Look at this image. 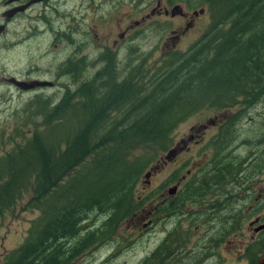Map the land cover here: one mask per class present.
I'll list each match as a JSON object with an SVG mask.
<instances>
[{"label":"trees","instance_id":"trees-1","mask_svg":"<svg viewBox=\"0 0 264 264\" xmlns=\"http://www.w3.org/2000/svg\"><path fill=\"white\" fill-rule=\"evenodd\" d=\"M212 18L214 24L185 53L165 63L166 73L136 82L141 75L134 67L120 72L109 66L72 92L65 88L56 102L36 97L24 106L23 145L0 158V216L27 192L24 211L35 216L22 242L0 264H74L108 243L124 222L147 214L176 223L139 264H189L182 250L191 235L186 229L177 232V212L187 202L204 204L212 196L224 204L223 222L230 227L219 230L216 239L238 230V197L232 199L230 190L250 185L264 172V139L250 153L251 166L230 154L241 111L209 138L210 157L178 189L184 193L180 204L175 192L164 201L159 193H136L156 158L151 151L167 149L183 120L202 109L219 112L264 101V0H219ZM251 202L256 205L251 214L264 209V198ZM210 215L211 222L218 219ZM204 242L208 248L212 244ZM247 253L248 264H255L252 251Z\"/></svg>","mask_w":264,"mask_h":264},{"label":"rangeland","instance_id":"rangeland-1","mask_svg":"<svg viewBox=\"0 0 264 264\" xmlns=\"http://www.w3.org/2000/svg\"><path fill=\"white\" fill-rule=\"evenodd\" d=\"M38 14L39 10L37 9L31 12L32 18ZM41 14L38 15V20L33 19L38 22L34 25L35 29L31 30L30 37L22 46L15 48L14 54L13 51L11 52L10 46L6 45L9 38L0 40V158L10 152L12 147L23 145L24 136L21 133V122L26 118L24 116L26 113L22 114V109L29 101L36 97L43 99L51 97L53 102H56L65 88L72 92L81 81H90L93 75L92 71H83L77 76L60 75V63L65 56L61 54L60 47H54L51 44L59 26V19L54 14L48 13L47 16L52 18H48L47 32L45 33L42 21L39 19ZM204 29L202 27L199 30H193L191 37L188 38L191 40L181 46V49L184 50L193 44ZM148 30L147 39L138 40L135 43V45L139 43L141 47L139 53L144 52L146 48L155 47L156 39L160 33L155 28H148ZM134 32L135 36L141 33L137 30ZM2 41L5 43L2 44ZM130 46L133 48L134 45L129 43V52H131ZM132 57L135 58V55L130 56L129 61H134ZM148 57L151 61L158 59L157 53ZM86 63L83 61L80 66L86 67ZM94 65L95 71L101 68L98 61H95ZM138 68L142 75L136 79V82H142L144 77L148 78L150 75L156 74V72L148 74L143 66H138ZM10 77L20 81H50L54 85L51 88L20 91L1 81L2 78ZM237 111L242 113L240 120L234 126L238 135L231 145L230 154L234 157L233 161L243 160L248 166H251L252 162L249 163V159H251L249 156L257 151L258 140L264 139V101L254 106L237 105L219 112L202 109L177 126L173 132L171 145L167 149L163 152L151 151L150 156H156V158L149 166L150 169L145 173L144 178L142 177L143 179L138 182L136 193L141 195H151L152 193L158 195L159 193L168 198L167 191L174 187V192L177 193L175 197L178 198L175 203L180 204L179 196L181 195L182 198L184 193L179 194L181 190L178 192V189L183 190L182 186L190 182L200 172L199 170L203 169L205 162L210 157L211 151L206 145V140L216 132L217 127L227 117ZM174 148H177L175 152ZM199 166L202 167L198 169ZM261 193H264V172L258 177H253L250 185L246 184L241 189L232 188L230 190L232 199L238 197L234 203V210L239 211L237 218L239 217L241 224L238 230L225 236L220 245L217 243L219 245L217 250L213 249L214 254L208 260L204 262L208 258L207 256L198 264H246V262L248 264L249 237L252 235L249 223L255 216L264 218V209L259 210L260 212L256 214H251L252 208L256 206L251 200L256 199ZM29 196L30 192H27L9 212L0 216V259L22 242L30 220L35 216V212L24 211V204ZM212 198L214 197H206L204 204L187 202L177 212L176 217L180 220V226L176 228L177 232L180 233L181 230L186 229L193 241L182 250L186 253L184 260L189 264L197 263L196 259L192 260L197 258L195 245L206 246L203 240L212 236L217 237L219 230L223 232V228H228V230L230 228L229 224L223 222V217L227 214L224 204H216ZM212 213L218 214V221L211 222L209 220ZM143 218L140 221L124 222L108 243L81 256L74 264H139L161 243L165 232L176 223L175 220L169 222L165 216L151 217L147 214Z\"/></svg>","mask_w":264,"mask_h":264},{"label":"flooded vegetation","instance_id":"flooded-vegetation-1","mask_svg":"<svg viewBox=\"0 0 264 264\" xmlns=\"http://www.w3.org/2000/svg\"><path fill=\"white\" fill-rule=\"evenodd\" d=\"M214 1L0 0V40L8 37L9 42L6 45L10 46L11 52L13 51L14 54L15 48L22 46L30 37L31 30L35 29L34 25L38 22L33 19L38 20V15L42 13L39 19L42 21L43 31L46 33L48 18H52L47 14L52 13L59 19V26L51 44L54 47H60L61 54L65 56L60 63V75L77 76L83 71H92L94 77L97 72L109 69V66L120 72L134 67L140 75L142 74L138 66H143L148 74L166 73L165 63L171 62L177 54L185 53L190 47L191 44L186 49H181V46L191 40L188 38L191 37L193 30L204 27L205 31L208 26L214 24L212 13L214 5L219 0ZM35 9L39 10V14L32 18L31 12ZM148 28H155L160 34L156 39L155 47L146 48L144 52L139 53L141 47L139 43L137 45L135 43L138 40L147 39ZM134 30L141 33L135 36ZM199 38L198 36L195 41ZM4 43L5 41H2V44ZM129 43L134 45L133 48L130 46L131 52H129ZM155 53H157L158 59L151 61L148 56ZM132 55H135V58L132 57L134 61H129V57ZM83 61L87 62L86 67L80 66ZM95 61H98L101 66L96 71ZM6 80L2 78L1 81L6 83ZM44 88L48 87L35 89ZM209 138L206 140L207 146ZM173 150L175 152L177 148ZM158 197L160 201L168 199L161 194ZM261 198H264V193L258 195L256 200ZM249 226L252 228V235L249 237L250 247L258 261L264 256L263 216H255ZM223 240L224 235L217 239L212 236V238L203 240L212 242L210 249L206 242L205 247L195 245V249L200 251L199 256L196 255L197 263L201 262L200 259L206 258L207 252H209V256L204 262L208 260L214 254L213 249L217 250V246ZM192 242L190 238L189 243ZM249 251L251 252V250Z\"/></svg>","mask_w":264,"mask_h":264},{"label":"water","instance_id":"water-1","mask_svg":"<svg viewBox=\"0 0 264 264\" xmlns=\"http://www.w3.org/2000/svg\"><path fill=\"white\" fill-rule=\"evenodd\" d=\"M6 83L15 87L16 89L20 91H29L33 90L35 88H42V87H51L52 83L49 81H37V80H31L28 82L16 80L14 78H8L6 80ZM169 195H172L174 193V187L172 189H169L167 191ZM256 264H264V256L259 258Z\"/></svg>","mask_w":264,"mask_h":264}]
</instances>
